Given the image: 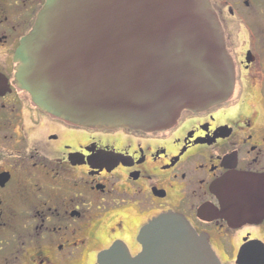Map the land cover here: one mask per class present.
Masks as SVG:
<instances>
[{"label":"flooded vegetation","instance_id":"flooded-vegetation-1","mask_svg":"<svg viewBox=\"0 0 264 264\" xmlns=\"http://www.w3.org/2000/svg\"><path fill=\"white\" fill-rule=\"evenodd\" d=\"M46 1L0 0V264L136 257L141 230L171 212L209 237L222 264L217 243L231 264L243 247L264 245V185L243 221L220 215L214 192L232 172L264 176V0H209L234 65L233 94L154 132L74 126L34 104L16 55Z\"/></svg>","mask_w":264,"mask_h":264},{"label":"water","instance_id":"water-1","mask_svg":"<svg viewBox=\"0 0 264 264\" xmlns=\"http://www.w3.org/2000/svg\"><path fill=\"white\" fill-rule=\"evenodd\" d=\"M16 57L17 79L34 104L86 128L163 131L184 110L230 100L235 88L209 0H47ZM261 185L263 175L227 174L214 185L220 215L254 216ZM139 239L138 256L110 263L222 264L209 237L181 214L155 218ZM259 256L264 245L252 243L238 262L257 264Z\"/></svg>","mask_w":264,"mask_h":264},{"label":"rangeland","instance_id":"rangeland-1","mask_svg":"<svg viewBox=\"0 0 264 264\" xmlns=\"http://www.w3.org/2000/svg\"><path fill=\"white\" fill-rule=\"evenodd\" d=\"M216 247L217 249L219 250V252L223 255V257H226L225 260L228 262V264H231L229 263V260H228V257H227V254L224 252V247L221 246L219 243L216 244Z\"/></svg>","mask_w":264,"mask_h":264}]
</instances>
